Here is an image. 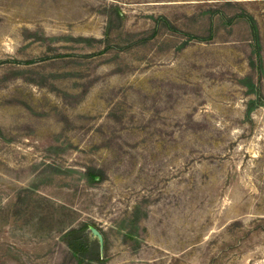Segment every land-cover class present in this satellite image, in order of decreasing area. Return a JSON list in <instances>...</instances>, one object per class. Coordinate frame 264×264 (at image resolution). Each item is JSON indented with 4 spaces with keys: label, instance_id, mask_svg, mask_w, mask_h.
Here are the masks:
<instances>
[{
    "label": "rangeland",
    "instance_id": "1",
    "mask_svg": "<svg viewBox=\"0 0 264 264\" xmlns=\"http://www.w3.org/2000/svg\"><path fill=\"white\" fill-rule=\"evenodd\" d=\"M85 223L87 264H264V0H0V264Z\"/></svg>",
    "mask_w": 264,
    "mask_h": 264
},
{
    "label": "trees",
    "instance_id": "2",
    "mask_svg": "<svg viewBox=\"0 0 264 264\" xmlns=\"http://www.w3.org/2000/svg\"><path fill=\"white\" fill-rule=\"evenodd\" d=\"M86 176L88 180L92 184H98L102 182L105 179V173L102 169H96V168H87L86 169ZM102 235L103 237V245L102 248L105 251L107 250V244H106V236L103 230L100 227L94 226ZM84 229H86V232L84 233ZM77 233H82L80 236H78V239L75 240H69L66 241L65 245V251L67 252L68 256L72 258V262L74 264H87L90 261H97V262H103V258H101V254L93 257H88L87 255V249L84 246V241L88 242L91 229H89L88 224H83L80 228L76 229H70L69 235H76ZM83 243V244H82ZM104 256V255H103Z\"/></svg>",
    "mask_w": 264,
    "mask_h": 264
},
{
    "label": "water",
    "instance_id": "3",
    "mask_svg": "<svg viewBox=\"0 0 264 264\" xmlns=\"http://www.w3.org/2000/svg\"><path fill=\"white\" fill-rule=\"evenodd\" d=\"M92 229V228H91ZM93 231H94V233L98 236V238H99V241L101 242V246L103 245V237H102V235L100 234V232L96 229V228H94V229H92ZM102 248V247H101Z\"/></svg>",
    "mask_w": 264,
    "mask_h": 264
}]
</instances>
